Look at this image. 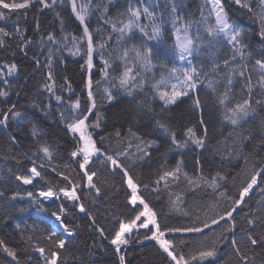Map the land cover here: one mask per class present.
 <instances>
[{"label":"trees","instance_id":"obj_1","mask_svg":"<svg viewBox=\"0 0 264 264\" xmlns=\"http://www.w3.org/2000/svg\"><path fill=\"white\" fill-rule=\"evenodd\" d=\"M12 2V0H6ZM20 2V0H17ZM51 3V0H46ZM78 4L87 3L88 0H77ZM98 0H92L93 6ZM225 3L226 11L236 21H242L246 25V31L250 33L249 38L254 43L253 56L260 58L259 49L261 44L259 38L255 35L258 26L251 20L245 10H238V6L231 3V0H222ZM180 5V14L185 19L199 20L200 11L204 5V0H178ZM160 8L167 16L165 0H159ZM126 0H116V3L109 6L108 15L115 16L117 12H123L126 8ZM7 11V10H4ZM206 11V9H205ZM26 12L27 15L22 13ZM59 13V16H57ZM99 11L93 12L89 19L90 29L94 30L97 25L107 28L103 21L99 20ZM61 19L65 32L80 35L82 28L75 16L71 12V5L68 0H59L51 8H43L38 2L27 10H21V14L12 13L10 18L0 20V27H3L13 36L5 37L6 47L0 48V71L5 74L0 78V89L9 92L6 98H0V109L7 111L8 107L15 104V111L21 112L22 116L16 120L9 117L7 127L0 124V240L8 247L17 250V258L20 264H43L40 254L34 250L35 245L45 248V255L50 254L51 245L46 239L50 235L49 228H56L54 217L50 216L51 210H57L62 202L65 209V215L62 217L64 222L74 230L73 236H67L62 229L57 232L61 239L66 240L65 249L57 250L59 252V264H119L118 257L114 253V246L109 243L114 232L118 230L121 221L127 222L134 216V208L128 203L131 189L127 187L126 179L122 174H114L111 164L97 162L89 164L90 169L97 171L98 175L93 177V182L100 189V195L96 196L94 190L87 187V179L83 178L84 171L79 168L76 160L70 156L75 144L70 133L67 132L64 124L60 119V112L66 115L71 114V106L79 99L81 108L87 103V94L85 82L88 73L81 67L83 60L80 56H72L68 51H61L54 59V78L56 80V90L62 96V101L57 102L54 97L49 98L47 92L42 88L46 80L47 68L46 58L49 48L54 52L57 51L55 45L47 42V36L51 33L58 39L64 35L61 32ZM19 29L25 39L31 40L32 43L23 51L18 47L20 43L18 38H14L16 30ZM44 38V44L41 45V38ZM98 37H94L97 39ZM174 35L171 23L166 22L164 26V39L156 45L159 50L158 56L154 58L157 65L170 63L169 50L174 44ZM155 44L156 42H150ZM225 51L219 53L222 59ZM63 56V62L59 56ZM33 57L38 58L39 67ZM15 63L17 71L7 75L6 65ZM194 63H203L205 69L211 66L209 49L202 48L200 53L194 57ZM250 62L249 71H251ZM97 67L92 70L94 79H100L99 62L96 61ZM160 68L156 69L159 75ZM258 73L252 72V79L255 81ZM67 78L71 85L72 91L67 87L61 91L60 86L64 84ZM259 89L253 94L252 106L255 109V115L244 123L243 128L233 131L230 123L223 119V112L218 104L216 97L206 89L199 91V96L203 108V119L208 126V145L209 147L201 150L197 149L194 144L189 143L186 148L177 149L171 145L168 134L163 133L155 127L153 115L138 113L136 106L123 94L118 95L112 103L105 102L100 111L103 113V119L100 121V128L90 130L93 132V138L97 141V147L102 152L113 154L125 146L126 141H118L115 132L119 129L122 135H127V130L132 127L146 139L155 141L159 147H153L150 151L151 156L142 160H137L134 167H129V173L138 183V194L149 203V206L157 213L158 222L164 226H179L187 224L191 217H185L183 212L188 211L191 216L199 215L200 219L205 218L207 212L212 214V205L218 204L220 209L231 207V200L220 197V192H226L228 197L233 199L239 198L242 187L250 181L253 171H259L264 168V107L255 104V99H264V96H258ZM236 100L247 98L246 91L240 92V85L237 84L233 91ZM183 102L178 101L173 105L171 110L164 115V119L169 125L171 131L175 132L177 140L183 142L184 133L187 127L195 126L197 135L202 133L199 118L201 113L194 111L192 101L186 97L182 98ZM51 104V109L46 106ZM97 104H101V99H97ZM45 107L48 115L45 116L41 111ZM156 112L159 113V102L156 103ZM93 117H89L92 120ZM35 124L42 130V141L51 145L53 156L51 161L44 159L43 153H37V143L31 134L32 125ZM250 132L251 139L240 140V132ZM232 132L231 142L236 145L238 155L235 157H222L221 152L229 147L224 143L226 137ZM15 136L17 143H13L10 137ZM104 137L101 141V137ZM218 142H220L218 144ZM221 151L218 152L216 149ZM133 151L135 149L133 148ZM37 153L40 158L33 156ZM124 164L128 161L121 157ZM183 159L182 169L190 176H197L201 173L207 179H211L216 172H220L228 177L227 182L220 181V186L216 192L202 184L201 187L193 191L181 177L178 183H171L172 178H167L169 186L165 188V182L161 181L159 185L155 184L159 175L162 174L163 168L172 169L176 163ZM103 160V157H101ZM200 164L197 165L196 161ZM38 166L44 163V168H39L41 177L33 179L29 185L23 184L16 179L17 175L31 176L30 168L33 162ZM163 166V167H162ZM55 169V171L53 170ZM57 172H62L69 177V180L63 179ZM264 175V173H262ZM43 177V178H42ZM234 178V179H233ZM75 187L78 201H69L62 194L60 199L46 201L45 206L52 205L49 212L38 211L37 207L30 204L28 192L33 193L31 199H37L41 191H47L51 187L58 191L59 187H66L69 191ZM143 185H151L158 188V191L145 189ZM264 187V179L257 177V184L245 196L244 203H241L235 217V233L225 231L226 241L216 244L217 255L215 260L209 259L203 264H244L235 255L230 246L231 240L235 237L241 245L242 252L251 261L255 257V264H261L264 261V249L260 245L245 247V233L252 229L247 221L253 219L256 221L255 235H260L264 229V224L260 221L264 218V195H261L260 188ZM18 193L24 197L16 200L11 197ZM179 194L182 199L177 202L179 211L174 210V205L170 203V194ZM43 199V198H40ZM175 200V195L171 196ZM83 204L87 213L95 219V224L104 230V236L93 226L92 220L85 213L79 212V204ZM137 208H142L137 204ZM23 208L25 211H20ZM143 219V218H142ZM139 223V221H138ZM16 224H20L18 230ZM216 232L208 231L207 241L195 238L197 234H186L194 237L187 241V245L182 248L185 256L191 257L197 255L198 251L204 246H212V241L216 239L220 231L219 226ZM145 229H139L141 235L136 233L132 242L121 251L125 256L126 264H168V258L159 249L155 241L144 240L143 233ZM173 234H167L169 238ZM180 236L181 234H174ZM32 237V243H25L28 237ZM0 264H16L11 257L0 249ZM191 264H201L199 260L192 261Z\"/></svg>","mask_w":264,"mask_h":264},{"label":"snow or ice","instance_id":"obj_2","mask_svg":"<svg viewBox=\"0 0 264 264\" xmlns=\"http://www.w3.org/2000/svg\"><path fill=\"white\" fill-rule=\"evenodd\" d=\"M42 5L43 8H51L57 4L58 0H51V3L46 0H0V20L10 18L12 13L21 14V10H27L35 3ZM63 3V0H59ZM71 5V12L75 19L79 22L82 28L80 35L67 33L63 27V19H61V32L64 33L59 39L53 34L47 36V42L57 47L54 52L49 48L46 58L47 75L46 80L42 85L49 98L54 97L59 103L62 101V96L56 90V80L54 78V59L61 51H68L72 56H80L83 60L82 68L88 73V78L85 82V90L88 103L81 108L79 99L71 106V114L66 115L65 112H60L61 122L64 124L67 132L71 134L75 147L70 152V156L76 160L77 165L84 171L82 177L87 179V187L89 190H94L96 196L100 195V187L93 182V177L97 176V171L88 168L90 163H93V157H96L97 162L111 164V171L114 174H122L126 179V184L131 189L130 199L128 203L134 208V216L127 222L121 221L118 225V230L114 232L109 243L114 246V253L118 257L119 264H126L125 256L121 254L122 247H127L133 239V229H137L136 235H141L139 229H145L142 234L144 240L155 241L159 249L168 258V264H191L192 261L199 260L201 264L209 259L215 260L217 251L215 245L221 241H226L225 231L235 233V217L233 213L244 203L245 196L257 184V177L264 179V168L259 171H253L250 181L246 186L242 187L238 199H233L227 196L226 192H220V197L231 200V207L220 209L218 204L212 205V214L207 212L205 218L200 219L199 215L191 216L188 211L182 213L185 217H191L187 224L179 226H164L158 222L157 213L149 206V203L142 198V194H138V183L134 182V178L130 175L128 168L134 167L137 160H142L145 157L152 155L151 149L159 147V145L150 139H146L132 127L127 130V135H122L119 129L116 130L115 136L118 141H126V144L121 149L113 154L102 152L97 147V141L93 138V132L100 128V121L103 119V113L100 108L104 103H112L117 99L118 95L123 94L131 103L136 106L138 113L145 115H153V123L155 127L163 133L168 134L171 145L177 149L186 148L189 143L194 144L197 149H205L208 145V126L203 119V108L199 91L206 89L207 92L214 95L223 112V119L230 123L233 131H238L243 128L244 123L249 121V118L255 115V109L252 106L253 94L259 89L258 96H264V0H231V3L238 6V10H245L249 18L258 26L255 30V35L259 38L261 48L259 49L261 56L255 58L253 56L254 43L249 38L250 33L246 31V25L242 21L234 20L229 12L226 11L225 3L222 0H204V5L200 11L199 20L185 19L180 14V5L178 0H165V8L167 16L163 11H158L160 8L159 0H126V8L123 12H117L115 16L108 15L109 6L116 3V0H98L93 6L92 0L87 3L78 4L77 0H68ZM206 9V11H205ZM7 10V11H4ZM99 11V20L107 28L97 25L94 30L90 29L89 19L93 12ZM27 15L26 12L22 13ZM59 16V13H57ZM171 23L174 44L169 50L170 63L157 65L154 58L158 56V45L164 39L165 23ZM13 36L12 33L0 27V48L6 47L5 37ZM94 37H98L94 39ZM14 38H18L20 43L18 47L23 51L31 40L25 39L23 33L17 29ZM155 41V44L150 42ZM41 45L44 44V38H41ZM202 48L209 49L211 58V66L205 69L203 63H194V57L200 53ZM224 57L221 59L219 53L225 51ZM63 62V56H59ZM39 67V60L33 57ZM96 61L99 62L100 79H94L92 70L97 67ZM251 71H249L250 62ZM7 75H11L17 71V65L12 63L5 66ZM160 68L157 75V68ZM252 72L258 73L255 81L252 79ZM5 74L0 71V78ZM240 85V92L246 91L247 98L236 100L233 96V91L236 85ZM67 87L68 91H72L71 85L67 78L64 79V84L60 86L61 91ZM9 95L8 91L0 89V98H6ZM187 98L192 101L194 111L200 112L199 124L202 128V133L197 135L195 126L187 127L184 133L185 139L183 142L177 140L175 132L171 131L169 125L164 119V115L171 110L177 102H183L182 98ZM97 99H101V104H97ZM159 102V113L156 112V103ZM255 104L264 107V99H255ZM15 104L8 107L7 111L0 109V124L7 127L9 117L16 120L22 116L21 112L15 111ZM51 109V104L46 106ZM44 115H48L45 107H41ZM93 117L89 120V117ZM264 123V122H262ZM33 139L37 143V153H43L44 159L51 161L53 150L50 144L42 141V130L37 125L33 124L31 128ZM232 132L225 138L224 143L229 147L221 152L222 157H235L238 155L236 145L230 141ZM250 132H240L241 143L251 139ZM13 143H17L15 136L10 137ZM104 137H101L103 141ZM220 142H218L219 144ZM133 148L135 151H133ZM216 151L220 152L219 148ZM37 153H33L37 159ZM103 157V160H101ZM123 157L128 161L125 165L121 159ZM199 165L200 161L197 160ZM183 159L178 161L174 168H163L162 174L155 181L159 185L161 181L165 182V188L169 186L167 178L171 177V183H178L183 178V181L193 190L201 187L202 184L211 188L214 192L220 186V181L227 182L228 177L216 172L211 179H207L201 173L197 176H190L182 169ZM39 168H44L42 162L38 166L33 162L30 168L31 176L17 175L16 179L25 185L33 183V179L41 177ZM163 167V166H162ZM55 171V169H53ZM63 179L69 180V177L62 172H57ZM43 178V177H42ZM234 179V178H233ZM69 183L72 181L69 180ZM69 191L66 187H59L58 191H54L51 187L47 191H41L37 199H31L33 193L28 192L30 204L37 207L38 211L49 212L52 205L45 206L46 201L60 199V194L69 201H78L75 187ZM145 189L158 191L159 189L151 185H143ZM261 195H264V187L260 188ZM175 195V200L171 196ZM0 196L3 193L0 192ZM18 193L14 194L11 199L16 200ZM20 199L24 197L19 196ZM182 197L179 194H170V203L174 205V210L179 211L177 202L181 201ZM139 204L142 208H137ZM57 210H51L50 216L54 217L56 228H49L50 235L46 236L47 241L51 245L49 255H45L43 246L35 245L34 250L40 254L43 264H59V252L57 250L65 249L66 240L61 239L57 232L62 229V232L67 236H73L74 230L70 228L62 218L65 215L63 202L57 206ZM79 212L85 213L92 220L93 226L104 236V230L95 224V219L87 213L85 206L81 203L78 205ZM20 211H25L21 208ZM143 218V219H142ZM139 221V225L137 222ZM264 224V218L260 221ZM248 225L252 229L245 233V247L260 245L264 249V229L260 235H255L256 221L249 219ZM214 226H219V236L212 241V246L202 247L197 255L187 257L184 255L182 248L187 245V241L193 239L186 234H197L195 238L207 241L209 232H216L218 229ZM16 228H21L20 224H16ZM181 234L175 236L174 234ZM167 234H173L169 238H165ZM25 243H32V237L29 236ZM230 246L244 264H255V257L251 261L242 252L241 245L234 237ZM0 249L7 256L11 257L16 264H20L17 258V250L8 247L0 240ZM264 264V261H261Z\"/></svg>","mask_w":264,"mask_h":264},{"label":"rangeland","instance_id":"obj_3","mask_svg":"<svg viewBox=\"0 0 264 264\" xmlns=\"http://www.w3.org/2000/svg\"><path fill=\"white\" fill-rule=\"evenodd\" d=\"M95 159H96V157L94 156V157H93V160H95ZM88 167H89V165H88ZM83 171H85V170H83ZM137 225H139L138 222H137ZM136 231H137V229H133V237H134ZM112 246H113V245H112ZM123 249H124V247H122L121 251H122Z\"/></svg>","mask_w":264,"mask_h":264}]
</instances>
